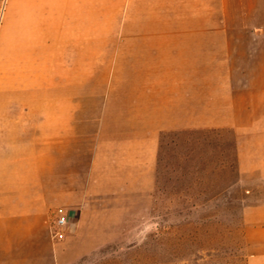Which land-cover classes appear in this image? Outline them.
<instances>
[{"label":"crops","instance_id":"1","mask_svg":"<svg viewBox=\"0 0 264 264\" xmlns=\"http://www.w3.org/2000/svg\"><path fill=\"white\" fill-rule=\"evenodd\" d=\"M2 49L0 264H53L58 215L148 207L169 134L228 131L264 188V0H6ZM241 216L264 264V197Z\"/></svg>","mask_w":264,"mask_h":264},{"label":"rangeland","instance_id":"2","mask_svg":"<svg viewBox=\"0 0 264 264\" xmlns=\"http://www.w3.org/2000/svg\"><path fill=\"white\" fill-rule=\"evenodd\" d=\"M8 32L20 39L19 28ZM263 197L259 181L235 172L228 131L194 134L188 145L169 134L150 205L122 212L94 203L62 238L50 237L53 264H245L242 208Z\"/></svg>","mask_w":264,"mask_h":264},{"label":"built area","instance_id":"3","mask_svg":"<svg viewBox=\"0 0 264 264\" xmlns=\"http://www.w3.org/2000/svg\"><path fill=\"white\" fill-rule=\"evenodd\" d=\"M66 224L67 221L63 216L61 215L56 216L50 225L51 238L57 240L62 238Z\"/></svg>","mask_w":264,"mask_h":264}]
</instances>
